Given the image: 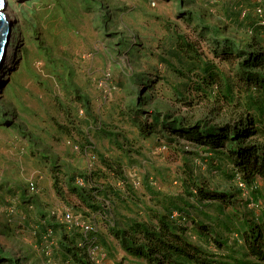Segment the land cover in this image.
Returning a JSON list of instances; mask_svg holds the SVG:
<instances>
[{"label":"rangeland","instance_id":"1","mask_svg":"<svg viewBox=\"0 0 264 264\" xmlns=\"http://www.w3.org/2000/svg\"><path fill=\"white\" fill-rule=\"evenodd\" d=\"M26 2L10 4L14 54L0 72V264H68L92 238L98 264H148L111 229L164 216L217 263L264 264L245 244L249 228L264 233V182L238 187L228 152L180 135L251 118L264 127V88L240 71L264 52L253 0ZM78 174L95 201L74 194ZM67 211L91 218V233Z\"/></svg>","mask_w":264,"mask_h":264},{"label":"trees","instance_id":"2","mask_svg":"<svg viewBox=\"0 0 264 264\" xmlns=\"http://www.w3.org/2000/svg\"><path fill=\"white\" fill-rule=\"evenodd\" d=\"M240 64V71L243 72L248 81L255 82L264 88V52L248 57ZM146 125L140 123L138 126L140 133L148 137L155 129ZM172 125L171 128H174ZM182 130L183 134L180 135L188 138L191 142L213 150L224 149L228 152L229 159L235 170L238 171L239 177L247 185H251L256 179H261L264 182V143L251 141L255 136L264 138V127L260 126L258 120L251 118L240 124H224L215 128H208V126L200 128L198 125ZM87 153V155H92L90 151ZM112 173L118 175L116 171H112ZM73 181L78 187L74 191L78 200L87 203L88 199L95 201L98 198L97 195L100 193L98 190L93 188L91 196L86 192L85 175L78 174ZM195 190L200 193L204 200L231 204V197L224 192H209L205 188L199 187H196ZM67 214L73 215L69 211L62 215ZM73 216L77 219L75 215ZM86 219L88 220L82 221L91 225L92 219ZM197 228L203 233H211L206 226L198 224ZM111 234L114 235L127 254L139 259L142 258L148 264H220L211 260L200 247L198 248L186 239L187 229L185 227L173 224L170 218L165 216L159 218L156 226L139 223L122 230L111 229ZM245 244L250 256L264 263L263 231L249 228L245 236ZM85 247L72 248L76 251V255L71 253L73 252L71 249H68V253L75 256L71 264H94L87 260L89 255L86 252L89 249L99 247L98 242L92 238ZM83 251L85 252L84 255Z\"/></svg>","mask_w":264,"mask_h":264},{"label":"built area","instance_id":"3","mask_svg":"<svg viewBox=\"0 0 264 264\" xmlns=\"http://www.w3.org/2000/svg\"><path fill=\"white\" fill-rule=\"evenodd\" d=\"M253 2L255 3V6H254L255 12H257L259 15L263 16V14H264V12H263L264 11V0H253ZM105 76H106L105 79L103 81H101V83H100L101 88H107L108 83L111 80L110 75H105ZM163 149H165V147ZM80 183L83 184V182H80ZM237 185H238V187H240L242 189L247 188V184L243 181V179L241 177L238 178ZM30 188H31V191H35L36 190L35 184L32 183L30 185ZM65 221L69 224H76V226L80 227L85 234H87L88 232H91L92 227L89 223L84 222L80 219L79 220L75 219L73 215H70V214L65 215ZM97 251H98V248L95 247L93 249H90L88 252L89 260L94 264H98L97 254H96ZM68 264H71V262Z\"/></svg>","mask_w":264,"mask_h":264},{"label":"water","instance_id":"4","mask_svg":"<svg viewBox=\"0 0 264 264\" xmlns=\"http://www.w3.org/2000/svg\"><path fill=\"white\" fill-rule=\"evenodd\" d=\"M8 10V5L0 0V72L3 70L9 55L10 34L12 25L6 19L5 12Z\"/></svg>","mask_w":264,"mask_h":264},{"label":"bare ground","instance_id":"5","mask_svg":"<svg viewBox=\"0 0 264 264\" xmlns=\"http://www.w3.org/2000/svg\"><path fill=\"white\" fill-rule=\"evenodd\" d=\"M3 1L8 5V10L5 12V16H6V19H8V21L12 25L11 34L9 36L11 38V36L13 34L12 30H13V26H14L13 24L15 23V20L13 19L14 17H13V12L11 11L12 10V7L10 6V4L12 2H14V1H21V3H23V7L25 8V7H27L26 6V3H27L26 1H28V0H3ZM13 54H14V48H13L12 44H10L8 61L6 63V66H5L4 71H6V69L10 67V60L13 59L12 58Z\"/></svg>","mask_w":264,"mask_h":264}]
</instances>
